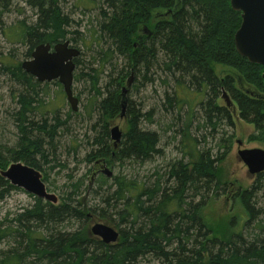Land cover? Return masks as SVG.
Segmentation results:
<instances>
[{
  "label": "trees",
  "instance_id": "1",
  "mask_svg": "<svg viewBox=\"0 0 264 264\" xmlns=\"http://www.w3.org/2000/svg\"><path fill=\"white\" fill-rule=\"evenodd\" d=\"M74 2V5L70 4L71 12L64 13L66 0H26L25 4L34 18L30 23L15 21L8 29H3L2 18L11 13V0H0V31L3 37L11 40L10 44L17 43L25 48L23 59H29L39 44L52 45L66 40L77 48L83 46L90 50L89 61L83 67L79 58L74 61L73 84L82 81L83 90L89 96L85 99V91L77 92V97L83 101L82 115L90 118L91 121H88L92 128L101 122L100 135L96 134L85 156V162L91 167L79 179L71 174L66 176L68 182L61 191L58 205L34 198L31 206L11 219H0V245L4 241H11L14 245L7 250L0 249V264H149L151 258L157 264H264V238H244L254 224L253 219L258 222L257 225L264 223V219H257L256 214L262 211L253 203L258 195L264 197V172L252 179L250 186L239 187L232 199L239 203L246 215L243 229L238 233L216 236L201 215L209 195L217 198L227 194L226 188L229 190V184L220 175L219 165L228 152L222 144L218 148L223 151L212 154L209 149H200L197 139H190L192 152H180L179 159L169 161L162 176L163 183L160 176L148 177V187L144 182L121 173L113 175L111 180L99 176L91 183L87 177L96 172L95 162L99 160L111 165L125 161L143 165L163 155L160 147L162 139L158 133L140 128L141 122L147 125L155 123L154 109L142 115L128 100L120 146L114 149L108 143V121L120 113V86L131 76V72L134 73L131 88L135 90L152 86L156 81L167 87L171 79L174 81L172 97L167 93L163 96L162 107L167 106L165 113L186 104L175 96L177 79L187 85L186 89L192 95L197 96L193 112L190 109V115L185 119L182 140L185 137L189 139V123L198 109L200 113L197 115L202 116L209 128L214 130L212 134L216 132V124L221 122L233 128L231 114L215 102L221 88H224L236 102L239 118L252 124L255 130L248 141L264 142V98L243 97L235 85L238 74H251L250 91L264 95V83L260 76L235 52L233 35L241 22L240 13L231 10L228 0ZM92 9L94 12L90 13ZM73 10L78 16L80 12L89 13L90 22L84 26L83 33L74 24L71 17ZM157 11L167 17L156 19L154 14ZM22 12L20 10L19 15ZM146 29H149L150 36L141 42V49H134L132 45L136 37L142 36L141 32ZM8 31H11L9 35L12 37L6 36ZM21 61L12 54L4 58L0 55V77L14 83L6 88L17 95L18 105L14 117L18 140L15 147L8 150V158L0 153V171L5 170L10 162L22 161L44 172L45 177L44 166L58 159V133L66 128L69 120L80 115L79 111L72 113L68 106L71 116L60 119L59 101H50L48 94L50 85L61 89L60 85L57 82L45 85L35 82L21 69ZM211 63H220L236 74L221 81ZM107 67L108 72L104 70ZM152 68H156L158 76L149 73ZM103 74L107 81L104 87L100 85ZM192 87L196 92L192 93ZM111 88L114 90L110 92ZM42 95L48 99L42 101ZM34 109L42 111L38 121L28 117ZM97 113L98 117L102 116V121L92 117ZM174 117L180 122L177 113ZM202 125L198 124L196 129ZM170 128L167 125L164 134ZM176 136L177 130L169 137V142L175 141ZM201 142L205 143V137H201ZM222 142L229 143L227 140ZM55 166L60 170L64 168ZM153 183L154 188L150 189L149 185ZM11 191L17 189L0 176V202ZM113 215L120 220L116 227L124 228L119 242L122 247L116 250L88 248L96 244L86 232L93 217L113 222ZM50 225L60 226L61 229L52 234ZM30 258L33 261L28 262Z\"/></svg>",
  "mask_w": 264,
  "mask_h": 264
},
{
  "label": "rangeland",
  "instance_id": "2",
  "mask_svg": "<svg viewBox=\"0 0 264 264\" xmlns=\"http://www.w3.org/2000/svg\"><path fill=\"white\" fill-rule=\"evenodd\" d=\"M26 0H11V13L8 15H5L2 18L3 29H8L9 25L14 23L15 21L25 20L26 23H30L31 18H34L33 13L29 11L27 8V5L25 4ZM74 0H66V7L63 10L64 13L71 12L70 10V4L74 5ZM63 7V5H61ZM69 6V8H68ZM23 10V14L21 13L19 15V11ZM94 10L92 9L90 13H93ZM161 13V12H156ZM155 13V14H156ZM89 13H82L80 12V16L77 15V12L73 10L72 12V19H74V24L77 28H79V31L83 33L84 26H88L90 19L88 18ZM154 14V16H155ZM78 19V21H77ZM149 30V29H148ZM11 31L6 32V36L9 35ZM2 32L0 31V55L2 58L4 56H9V54H12L14 58L16 57L17 60L23 62L28 59H23V53L25 52V48H23L21 45L17 43H11V40L7 37L2 36ZM15 35V33H14ZM8 37H12L9 35ZM82 51L81 57H79L80 61L83 64H87L89 61L87 56H89L90 50H86L83 46L80 48ZM11 51L9 54L8 52ZM158 59V58H157ZM122 63V62H121ZM157 64L159 65V68H161V64L159 60L157 61ZM215 66V65H214ZM109 67V66H108ZM104 69L106 72L109 71V68ZM118 67V66H117ZM215 69L220 72V74L223 76L227 73H234L230 68H224V67H216ZM156 68H152L150 70V74L156 75L157 73ZM143 73V71H142ZM194 74V73H193ZM101 75V74H100ZM105 74L101 76L100 85L104 87L105 83L107 82L105 77ZM179 76V74H177ZM163 79V78H162ZM139 81H141L139 79ZM4 82V83H3ZM10 82V83H9ZM4 77H0V153L2 156H5L8 158L9 152L8 150L15 147L16 142L18 140V131L16 127V123L14 120V117L16 116V112L18 109L17 105V95L15 93H12L8 91V88H6L10 84H14L11 81H9ZM82 82V81H81ZM73 84L72 85V91L73 95L78 100V111L80 116H75L73 119L69 120L66 123V128L63 131H60L61 133H58V147H59V154H57V161L52 160L51 163H49L47 166H44V169L47 171L46 174L48 175V183H46L48 188V192L51 194L56 195L57 197H60L61 191L65 189V186L68 182L67 175L71 174L74 178H80L83 175L86 174V171L91 167V165L87 164L85 162V156L87 155L88 151L91 149L90 143L94 140V137L96 134H99V128L101 122H97L94 126L95 131L93 132V129L91 127V123L89 121L87 116L82 115V104L83 101L80 98L77 97V92L85 91V94L83 97L88 98V93L84 89V84L82 83ZM42 85H45L47 83H41ZM124 87V85H122ZM121 86V87H122ZM132 85L128 88V91L126 93V99L129 103H131L135 110L139 111L140 114H144L150 109H154V120L155 123L152 125H147L144 122H141L140 128L155 131L158 133V135L161 137V144L160 147L163 150V155L161 157L156 156L155 160L143 164L138 165L136 163H132L130 161H125L124 163H116L113 169V175L116 176L118 174L126 175L127 177L136 179L138 182H144L146 186L148 177H156L159 176L162 177L163 173L167 171L169 161L170 160H177L180 158V151L177 149V143L181 140V134L183 130V125L186 119L187 115V109L185 107H181L177 110H172L173 114L176 115L177 118L180 116L181 120L180 122L176 120V117L172 114V112L166 111L165 113V107H162V100L164 93H167L169 97H172V91L174 89V81L171 79L169 81V84L167 87H164L160 81H156L152 86H146L144 88H139L138 90L132 89ZM37 88L35 87V90ZM114 88H111L110 92L113 91ZM37 91V90H36ZM176 92H177V86H176ZM48 94L50 96V101L56 102L59 101V114L60 119L65 120L68 118V116H71V112L68 110V105L66 103L65 97L62 93V90L58 88L55 85L49 86ZM191 94V93H190ZM177 96V93L176 95ZM14 97V99H13ZM42 101H46L48 99L47 96L42 95L41 97ZM219 104H225V101L223 98H220L218 100ZM229 108L231 110L232 115V122H233V128L228 127L226 122H221L216 124L215 129L216 132L212 134L214 130H211L209 128V125L205 122L204 118L200 115H197L200 113L199 109L195 111V117L190 121L189 123V132L188 137H185V140L183 142V145L188 146V143L190 142V139H197L199 141V148L200 149H209L212 151V154H216L218 150H220L218 147L220 144L223 145L222 140H227L229 143L226 144V147L228 148V152L226 154L225 159L220 163L219 167L221 169V177L223 180H226L229 184V192H227L226 195H220L217 198H214L213 196L209 195V198H207V204L204 206V208L201 211V215L205 221V223L208 225L212 233L216 236H223L226 233H238L244 225L245 217L246 215L244 212H242V208L240 207L239 203L237 201H232L234 198L237 190L239 187L246 188L250 186L253 182L252 176L247 172L246 167L243 165V163L239 160L237 156V150L239 148L242 149H262L264 150V142L254 141L249 142V136L255 133V130L251 124L243 122L241 119H239L237 115L236 107L234 106V103H230ZM77 111V112H78ZM98 112V111H97ZM33 115H35L33 117ZM83 116V117H82ZM28 117L32 120L38 121V118L42 117V111L35 110L33 114H29ZM92 117L94 119H99L102 121L101 117H98V113L96 115L92 114ZM89 120V121H88ZM198 124H203L201 128L198 130L196 129V126ZM110 127L113 125L119 126V128L124 131L125 129V120H119L118 117L113 119V121L110 122ZM170 126L169 132L167 134H164V130L166 127ZM108 127V129L110 128ZM177 130V136L176 140L173 142H169V137H172ZM230 135L233 136L230 138ZM201 137H205V143L201 142ZM236 141H241L243 144L241 147H239L236 144ZM108 143L111 144V141L108 140ZM89 144V145H88ZM209 147V148H206ZM73 148H75L73 150ZM189 152H192L191 150H188ZM63 153V156H61ZM158 157V158H157ZM5 163V162H4ZM10 163L7 164L6 168L9 166ZM55 165L64 166L62 168L63 170H60V167H56ZM50 167H55L53 170H50ZM5 168V169H6ZM157 169V171L154 173L153 176L152 173ZM157 173V174H156ZM44 175V172H42ZM93 176H92V175ZM94 171L93 173H90L87 177H94ZM156 174V175H155ZM165 180H163V177L161 178V182L163 183ZM87 184V182H85ZM154 184L149 185V188H154ZM170 185V184H169ZM168 185V186H169ZM169 188V187H168ZM226 190H228L226 188ZM32 196V195H31ZM26 192L23 191H11L10 194L2 201L0 202V219L7 218L11 219V217L15 214H17L19 211H21L24 208H27L32 205L34 197H31ZM253 203H256V207L260 208L262 212L259 214H256L258 220L264 219V197L261 195H258L254 200ZM119 209V206L117 207ZM116 209V210H117ZM235 218L234 222L232 223L231 220ZM244 218V219H243ZM99 220H94L90 224L99 223ZM143 222V221H142ZM253 226L250 230H248L244 236L246 240H249L250 238H254V236H257L258 238H264V223H261L257 225L258 222H255L253 219ZM103 224V223H102ZM90 226V225H89ZM113 226V225H112ZM123 228V226H121ZM61 229L60 226L56 227L53 225L49 226L50 232L54 233L55 231H59ZM52 233V234H53ZM11 241H4L0 245V249L7 250L9 247H12L10 243ZM30 256H27L26 258H29ZM153 260V261H152ZM28 262L33 261L31 258L27 260ZM26 263V262H25ZM141 264V262H140ZM148 264V263H145ZM149 264H157L154 259L149 260Z\"/></svg>",
  "mask_w": 264,
  "mask_h": 264
},
{
  "label": "water",
  "instance_id": "3",
  "mask_svg": "<svg viewBox=\"0 0 264 264\" xmlns=\"http://www.w3.org/2000/svg\"><path fill=\"white\" fill-rule=\"evenodd\" d=\"M230 6L231 10L241 13V24L233 36L236 53L264 68V0H230ZM69 45V41L57 43L53 46L52 52H49V44H40L31 53V59L21 63V68L38 82L57 80L71 109L76 111L78 101L73 96L71 87L75 69L73 60L79 56V51ZM262 77L264 80V72ZM131 79L132 75L127 79L126 86L121 89L120 118L125 115L126 93L131 85ZM109 134L113 146H116L122 137L121 130L118 126H113ZM237 156L250 175L264 172V150L240 149ZM102 172L111 176L108 168L102 169ZM0 176L12 186L21 188L38 199L52 204L57 203V196L46 191L41 173L32 167L12 163L6 170L0 172ZM90 234L99 237L105 244L116 242L118 237L111 226L102 223L93 224L90 227Z\"/></svg>",
  "mask_w": 264,
  "mask_h": 264
},
{
  "label": "flooded vegetation",
  "instance_id": "4",
  "mask_svg": "<svg viewBox=\"0 0 264 264\" xmlns=\"http://www.w3.org/2000/svg\"><path fill=\"white\" fill-rule=\"evenodd\" d=\"M228 2H229V0H228ZM164 17H167V15H165L164 13H156L155 14V18L156 19H162V18H164ZM141 34H142V36H137L136 37V41H135V43L132 45L133 46V48L134 49H141L142 48V46H141V42L142 41H146V38L148 37V36H150V32H146V31H144V32H141ZM45 44H49V43H45ZM137 44V45H136ZM53 45V44H52ZM52 45H51V49L50 50H52ZM71 46L72 47H75V46H73L72 44H71ZM81 54H82V51H80V54H79V57H81ZM110 56H107V58H109ZM242 59H244L247 63H248V65H250V66H252V68H253V71L255 72V73H257L259 76H260V78H261V80L263 81V77H262V73H263V71H264V68H263V66H261V65H258V64H254V63H251V62H249L248 61V59H246L245 57H242V56H240ZM30 59V58H29ZM77 59V58H76ZM75 59V60H76ZM74 60V61H75ZM73 61V62H74ZM75 64V63H74ZM216 67H222L221 65H220V63H217L216 65H215ZM244 66V65H243ZM255 67H258V68H255ZM211 68L216 72V74H217V77H220V80L221 81H223L224 79H227L230 75H231V73H227V74H224L223 76L220 74V72L219 71H217V70H215L214 69V64L213 63H211ZM232 70V69H231ZM233 71V70H232ZM233 72H235V71H233ZM241 72V71H240ZM242 73V72H241ZM219 74V75H218ZM233 75H235L234 73H232ZM130 75H132V83H131V85L133 84V77H134V73L133 72H131L130 73ZM129 75V76H130ZM251 78H252V76H251V74H245V73H242V75L241 74H238V78L236 79V82H235V85H236V88L241 92V94L243 95V97H249V98H252V97H254V98H257V97H262V98H264V95H261V94H259V93H254V92H252V91H250V90H252V86L249 84V81L251 80ZM34 79V78H33ZM34 81L36 82V79H34ZM263 83H264V81H263ZM186 86L187 85H183V83H182V81L180 80V79H177V99L178 100H181V101H184L186 104L185 105H183L182 107H185L186 109H187V115H186V117L187 116H189L190 115V109H192L193 108V104L194 103H196L197 102V96L196 95H192V94H190L191 92L189 91V89H186ZM121 87V86H120ZM193 88V92L192 93H194V92H196V89L194 88V87H192ZM203 89L204 90H206V87H203ZM202 89V90H203ZM227 93V91H225V89L224 88H221V90H220V96H219V98L215 101L216 102V105H218V106H221V107H224V108H226L227 109V111L229 112V113H231V110H230V108H229V104L231 103H234V106L236 107V110H237V104H236V102L230 97V95L227 93V99H225L224 101H225V104H219L218 103V100L222 97V95H223V93ZM180 109V108H179ZM77 111L78 110H76V111H74V113H77ZM127 111V110H126ZM125 111V112H126ZM192 112H193V109H192ZM73 113V112H72ZM237 115H238V117H239V112H238V110H237ZM118 117V116H117ZM117 117H115V118H117ZM180 117V116H179ZM231 117H232V115H231ZM115 118H113V119H115ZM113 119L112 120H110V121H108V123L110 124V122L111 121H113ZM240 119V118H239ZM122 120H125V122H126V117H125V115H124V117H123V119ZM244 122V121H243ZM246 123V122H245ZM249 124V123H248ZM252 125V124H251ZM122 136H123V133H122ZM181 141H182V144H181ZM183 142H184V140H180L178 143H177V149H179V151L180 152H182L183 153V151L185 152V153H188L187 152V150H193V148H191V144H192V142L190 141L189 143H188V146H185V145H183ZM242 142H241V145H238L239 147H241L242 146ZM120 146V143L119 144H117L116 146H114V149H116V148H118ZM206 148H209V147H206ZM239 149H242V148H239ZM191 153V152H190ZM5 157V156H4ZM17 162H19L20 164H22V165H27V164H25V163H23L22 161H17ZM17 162H15V163H17ZM116 163H119V162H114L113 163V165H111V163H109V164H105L103 161H101V160H99V161H96L95 162V169H96V172H95V174H94V177H90L89 178V182L91 183V182H93L96 178H98L99 176H103V178H105V179H107V180H111L112 179V177H113V169H114V166H115V164ZM27 166H29V165H27ZM29 167H31V166H29ZM104 168H108L110 171H111V176H109V173H108V175H106V174H104L103 172H102V169H104ZM45 170V169H44ZM46 171V170H45ZM40 172V171H39ZM47 172V171H46ZM41 173V180H42V182L44 183V185H45V188L47 187V185H46V183H48V175L45 173V177H44V175L42 174V172H40ZM92 175V174H91ZM93 176V175H92ZM111 183H112V181H110ZM17 189V191H23L24 192V190L23 189H21V188H16ZM46 191L48 192V188H46ZM25 193V192H24ZM50 193V192H49ZM31 196V195H30ZM33 197V196H32ZM34 198H36V197H34ZM38 199V198H37ZM41 201H43V202H46V203H49V204H51V205H58L59 203H60V198L58 197V201H57V203L56 204H52V203H50V202H48V201H45V200H43V199H40ZM104 215L106 216L107 215V213H104ZM87 216H90V214H88ZM113 217V222H111L110 220V222L109 221H103L102 219H100V218H97V217H93V219L91 220V222L90 223H92L95 219L96 220H99L100 222L99 223H103V224H106V225H109V226H111L116 232H117V234H118V237H117V241L116 242H114V243H110V244H105V243H103L102 242V240L99 238V237H96V236H94V235H92V234H90V227L92 226V224H89L90 226H88V229H87V234L89 235L88 237H90V240H92V241H95L96 242V244H93L92 246H89L88 248H91V249H102V250H106V249H117V248H121L122 247V243H119L121 240H122V238H123V234H122V230L124 229V228H121V226H118V227H116V225H118L119 223H120V220H119V218H118V216H112ZM95 224H97V223H95ZM113 225V226H112ZM95 245V246H94Z\"/></svg>",
  "mask_w": 264,
  "mask_h": 264
},
{
  "label": "bare ground",
  "instance_id": "5",
  "mask_svg": "<svg viewBox=\"0 0 264 264\" xmlns=\"http://www.w3.org/2000/svg\"><path fill=\"white\" fill-rule=\"evenodd\" d=\"M50 45V44H49ZM129 77V76H128ZM120 103V102H119ZM119 108H120V106H119ZM51 205V204H50ZM54 206V205H53Z\"/></svg>",
  "mask_w": 264,
  "mask_h": 264
}]
</instances>
